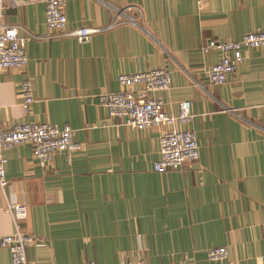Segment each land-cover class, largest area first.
Returning a JSON list of instances; mask_svg holds the SVG:
<instances>
[{
	"label": "crops",
	"instance_id": "1",
	"mask_svg": "<svg viewBox=\"0 0 264 264\" xmlns=\"http://www.w3.org/2000/svg\"><path fill=\"white\" fill-rule=\"evenodd\" d=\"M1 21L30 34L24 68L0 71V129L16 122L69 124L81 149L41 166L29 144L5 151L0 235L14 231L6 202L26 206L19 228L33 236L29 264H264V45L244 48L220 84L207 70L221 52L209 41L264 31V0H67L66 30L98 27L88 41L48 36L45 0H2ZM120 10L115 25L109 26ZM164 67L170 86L153 94L168 113L190 102L196 160L157 172L166 126H122L98 95L118 91L121 73ZM33 102L24 113L20 83ZM0 264H10L0 247Z\"/></svg>",
	"mask_w": 264,
	"mask_h": 264
},
{
	"label": "built area",
	"instance_id": "2",
	"mask_svg": "<svg viewBox=\"0 0 264 264\" xmlns=\"http://www.w3.org/2000/svg\"><path fill=\"white\" fill-rule=\"evenodd\" d=\"M67 0H45V24L48 36L72 35L79 42L89 40L91 34L99 31L98 27L80 26L66 30V16L63 7ZM203 1V0H198ZM2 0H0V71L7 68H24L27 63L25 42L30 34L18 24H7L1 21ZM120 17V10L113 15L109 26L115 25ZM264 45V31L245 33L238 40L225 42L209 41L206 48L215 47L221 52L220 59L208 70V80L214 84L223 83L227 76L234 72L242 62L244 48H257ZM117 82L122 87L118 91L100 93L98 102L106 109L107 114L118 119L120 125L143 130L152 127L166 126L159 137L160 158L154 163L157 172L178 169L184 162L199 157V147L195 134L181 127L191 120L190 102L183 100L178 104V113L165 111L161 98L153 93L166 90L170 86V73L164 67L148 70L139 69L131 73H121ZM19 95L25 114L33 102L32 85L28 77L20 83ZM264 109V102L262 103ZM75 129L69 124L58 126L51 123L16 122L9 129H0V189L6 188L8 180L5 175L7 157L5 151L18 144H29L36 161L45 166L56 152H65L69 157L81 149L75 140ZM6 210L11 215L14 231L0 235V247L6 248L10 255V264H29L26 258V245L33 236L23 232L19 219L26 215V206L20 203L6 202ZM225 246L211 247L207 256L216 264H233L226 259ZM79 264H95L85 261ZM124 264H144L127 261Z\"/></svg>",
	"mask_w": 264,
	"mask_h": 264
}]
</instances>
